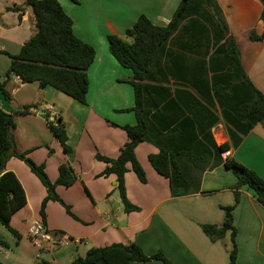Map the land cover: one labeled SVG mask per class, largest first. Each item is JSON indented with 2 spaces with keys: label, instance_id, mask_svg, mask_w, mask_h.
<instances>
[{
  "label": "crops",
  "instance_id": "obj_1",
  "mask_svg": "<svg viewBox=\"0 0 264 264\" xmlns=\"http://www.w3.org/2000/svg\"><path fill=\"white\" fill-rule=\"evenodd\" d=\"M180 0H59L64 11L72 18L73 32L91 44L95 57L87 74L89 86L85 102H80L50 85L40 87L38 82H22L11 75L6 83L10 100L0 92V108L12 113L16 126L12 130L14 148L27 151L37 164L43 163L51 181L58 176V165L69 163L77 179L69 186L57 185L55 190L70 208L69 215L58 201L49 200L45 206V226L51 236L68 238L66 244L45 241L38 247L28 236L32 219L39 218V208L46 189L28 165L15 156L5 163L21 183L26 202L15 211L10 224L21 235L15 236L0 226V264H35L48 261L68 264L73 258L84 256L92 246L114 242L136 243L146 254L161 251L172 264H226L231 247L230 232L211 240L201 229L205 223L221 225L222 206L234 202V173L223 165L227 158L209 153L210 144L203 139L210 133L215 144L228 143V158H234L253 169L264 180V127L254 125L240 135L234 145L223 120L222 110L227 103L215 95L214 89L235 82L234 64L227 53V41H233L240 63L253 85L264 93V39L253 40L250 33L264 32L260 0H217L228 31L219 36L202 16L192 14L184 18L175 32L164 42L155 57L151 75L145 82L158 86L188 90L194 98L182 94L180 100L188 106L183 112L177 108L164 110L156 124L194 117L202 122V129L190 124L180 136L170 140L177 148L205 149L202 155L175 158L182 165L187 180L193 182L191 192L172 196L168 179L151 165L148 156L158 152L149 141L139 142L134 149L146 180L139 181L127 164L125 191L128 200L138 210L125 212L114 174L99 175L105 163L95 158L99 153L116 157L127 141L121 127L135 124L132 85L124 81L133 75L131 69L121 66L109 51L107 36L115 34L130 41L125 29L132 26L141 14L154 24L169 22ZM36 31L34 15L24 0H0V51L19 52L22 44ZM0 52V81L10 64L8 54ZM147 95V102L162 106L170 96L163 90ZM29 105L26 113L18 111ZM50 106V107H49ZM154 112L155 108L150 107ZM218 119L209 129L204 128ZM47 118H60L67 131L65 151L53 135ZM238 138L237 135H235ZM51 150V151H50ZM207 150V152H206ZM204 154V155H203ZM194 163L213 165L204 170ZM1 173V172H0ZM233 225L237 230L236 264H264V207L257 202L255 193L247 186L240 189L239 201L233 211ZM42 220V219H41ZM130 264H163L161 260L131 262Z\"/></svg>",
  "mask_w": 264,
  "mask_h": 264
},
{
  "label": "trees",
  "instance_id": "obj_2",
  "mask_svg": "<svg viewBox=\"0 0 264 264\" xmlns=\"http://www.w3.org/2000/svg\"><path fill=\"white\" fill-rule=\"evenodd\" d=\"M260 1L262 3L260 18L264 22V0ZM24 3L31 8L34 15L36 31L22 44L18 53L9 54L0 51L8 54L10 58V64L3 75L4 79L0 81V92L6 100H10L6 83L11 75H15L24 83L38 82L40 87L50 85L84 103L89 86L87 70L95 57L94 47L74 34L72 18L64 11L59 0H24ZM192 14L202 16L207 20L213 28L217 29L215 34L219 33L220 37L228 31L217 0H180L169 22L165 25L154 24L148 17L141 14L132 26L125 29V36L129 37L130 41L115 34L107 36L111 55L121 66L133 72V75L124 81L129 82L134 90V105L126 110L130 109L135 112L136 123L121 126L127 134V141L116 157L96 153L95 158L105 163V168L99 175H115V189L119 193L125 212L138 210V207L132 204L126 196L124 176L128 170L127 164H130L139 181L145 182L146 180L145 172L134 152L139 142L149 141L158 148V152L150 154L148 159L153 168L168 179L172 196L190 193L193 184L186 179L182 165L178 164L175 158L192 157L205 153V149H198L197 142L194 147L184 149L170 144V140L175 136H180L190 124L193 126L196 124L199 129H202V122L198 118L194 117V121L190 117L176 120L179 114L175 111L174 122L173 118L163 125L156 124L155 121V118L164 110L171 108H177L181 112L188 110V106L180 100V96L182 94H187L192 98L194 96L181 87H175L171 93L170 87L145 82L148 78L154 77L151 71L155 57L164 42L175 32L181 21ZM250 38L262 40L264 32L258 35L252 31ZM226 45L228 56L239 73H236L235 82L215 88L214 93L219 100L223 98L227 103L228 108L222 110V117L231 136V142L236 145L240 141V135L247 133L254 125L261 124L264 127V93L253 85L243 70L234 42L227 41ZM160 89L170 97L162 106L153 103L151 106L155 108V111L152 112L147 102V95L155 94ZM29 107V105H23L18 111L26 113ZM213 116L212 121L203 126V129H209L217 121L218 117ZM47 122L63 149L70 151L71 147L66 142L67 131L61 119L49 120L47 118ZM15 126L13 114L0 108V224L18 241L21 235L11 226L10 219L12 214L25 204L26 198L16 175L10 170H5L7 159L15 156L24 161L45 187L46 195L39 208L43 223L45 222V206L49 200L58 201L69 215L76 218L55 188L57 185H71L78 176L69 163L61 162L58 165L56 180L51 181L45 172L43 163H35L27 156V151L18 152L14 148L12 130ZM203 139L208 140L210 144V154L219 155L229 148L228 143L215 144L209 132ZM193 165L202 170L213 166L197 163ZM223 165L230 169L236 177V181L230 186L233 189L234 202L231 205L222 206L224 217L221 225L205 223L200 227L211 240L222 238L227 231L230 232L231 247L226 264H236L237 230L233 225L232 211L239 201L240 189L244 185L254 191L257 202L264 207V180L253 169L234 158L227 157ZM0 245L7 247V243L2 239H0ZM152 259L161 260L163 264H172L161 251L146 254L140 245L133 242L127 244L114 242L105 246H92L84 256L75 257L68 264H130L131 262H147ZM35 264L52 263L38 261Z\"/></svg>",
  "mask_w": 264,
  "mask_h": 264
},
{
  "label": "built area",
  "instance_id": "obj_3",
  "mask_svg": "<svg viewBox=\"0 0 264 264\" xmlns=\"http://www.w3.org/2000/svg\"><path fill=\"white\" fill-rule=\"evenodd\" d=\"M223 154L225 157H228L229 150L224 151ZM27 233L32 242L35 243L38 247H41L42 244L45 243V241H49L54 244H66L69 241L67 237L58 234L56 236H51L45 224L39 218H34L31 220L28 226Z\"/></svg>",
  "mask_w": 264,
  "mask_h": 264
},
{
  "label": "rangeland",
  "instance_id": "obj_4",
  "mask_svg": "<svg viewBox=\"0 0 264 264\" xmlns=\"http://www.w3.org/2000/svg\"><path fill=\"white\" fill-rule=\"evenodd\" d=\"M0 226H1V225H0ZM1 228H2L3 231H5L6 233H8V231H6V229H3L4 227L1 226ZM43 244H44V243H43ZM43 244H42V246H43Z\"/></svg>",
  "mask_w": 264,
  "mask_h": 264
}]
</instances>
